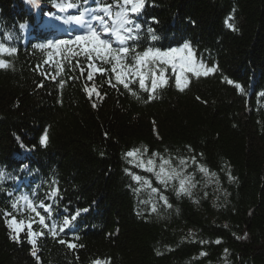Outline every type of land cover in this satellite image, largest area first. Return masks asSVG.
Masks as SVG:
<instances>
[{"label":"trees","instance_id":"trees-1","mask_svg":"<svg viewBox=\"0 0 264 264\" xmlns=\"http://www.w3.org/2000/svg\"><path fill=\"white\" fill-rule=\"evenodd\" d=\"M58 2L0 0V40L11 34L18 49L2 57L10 67L0 69V264H264V0H146L131 17L141 28L130 47L167 50L189 41L198 60L217 68L199 78L189 73L183 92L169 68L168 84L151 101L138 78L131 91L109 85L111 65L100 64L108 76L97 73L89 81L88 69L81 76L76 61L85 67L87 60L73 54L77 46L35 47L47 43L50 23L63 27L78 13L60 12ZM85 85H95L99 96L94 91L89 98ZM141 145L148 148L145 159L153 152L173 166L185 159V174L196 184L191 195H176V181L164 188L151 172L128 163L133 158L124 154ZM54 186L59 192L50 198ZM152 188L161 189L171 207ZM22 195L52 205L61 223L79 211L72 222L79 239L68 229L56 239L46 233L37 240L38 262L26 231L20 243L10 239L3 217ZM13 215L26 222L34 217L26 208Z\"/></svg>","mask_w":264,"mask_h":264},{"label":"snow or ice","instance_id":"snow-or-ice-1","mask_svg":"<svg viewBox=\"0 0 264 264\" xmlns=\"http://www.w3.org/2000/svg\"><path fill=\"white\" fill-rule=\"evenodd\" d=\"M30 2L36 4L38 0H30ZM83 3L87 4L88 0H83ZM95 3V8H84L79 14L69 15L64 19L65 24L75 26L73 31L77 34L71 39L48 41L46 44H38L35 47L43 50L45 48L59 49L62 45H76L79 51L73 54H82L87 60L85 67H81L80 62L76 61L75 67L79 69L81 76L84 75L86 69H88L87 80L89 81H92L97 73L101 76H108L109 69L101 67L100 64L111 65L112 75L108 77L109 85L115 88L117 84H120L125 89L131 91L129 85L136 82L138 78L139 87L149 93V101L156 98L154 93L158 88H163L168 84L169 76L166 75V72L169 68L175 76L176 87L181 92L188 87L189 73L199 78L214 73L217 70L215 65L209 67L203 60L197 59L195 51L189 41H185L179 47H173L167 50L149 47L143 52H137L135 46L130 47L128 42L138 39V33L141 28V25L135 23L131 17L139 14L143 10L146 0H112L111 3H105V0H95ZM54 6L62 13L67 12L69 9L79 7V5L69 2V0H60ZM153 21L155 22V18H153ZM20 27L24 28L25 25H20ZM230 27L232 26L230 25ZM233 30H235L234 27ZM148 32L152 34L151 39L153 41L158 39L152 28H148ZM12 39L11 34H5L4 39L0 40V69L10 67V62L2 57L16 55L18 52L16 47L10 45ZM114 44L117 46L114 47ZM129 56H131V64L126 62ZM50 62L51 54L45 59L44 63L49 64ZM39 67L40 65L37 66V68ZM63 71V65H58L56 75L58 76ZM50 78L55 80L56 76H51ZM70 78L75 79V77ZM149 78L151 79L150 88L146 85V81ZM113 79L116 81L115 84L112 83ZM225 80H227V77H225ZM227 82L229 84L233 83L231 80H227ZM64 83L65 81L63 80L59 82L61 88ZM40 86L42 87L43 85ZM236 87L243 92V88L240 85H236ZM85 91L88 93L89 98H91L92 93L96 91L95 85L92 88L85 85ZM96 94L99 96L98 91H96ZM132 94L135 95L134 92ZM93 107H95V104H93ZM47 141L48 136L47 131H45L40 142L42 145H46ZM147 152V146L141 145L140 147L127 151L124 155L126 158H133L128 160V163L133 164L134 167L151 172L164 188H167L172 181H176L178 183V187L175 189L176 195H191V189L196 187V184L193 182L191 173L185 174V168L187 167V161L185 159L181 158L179 165L173 166L171 158H166L156 152H153L151 157L145 159ZM199 155L202 156V154ZM157 157L159 158V164L156 162ZM191 160L193 163H196L195 156L191 157ZM198 170L205 176H209V170L206 166L198 165ZM125 172L132 175L134 181H143L144 184L151 187L150 181L131 173L129 169H125ZM3 175V172H0V178ZM210 176L215 177L216 173L212 172ZM229 179L235 178L229 173ZM52 183L53 185L56 184L55 181ZM151 190L153 193H159V199L163 201L165 206L171 207V204L168 203V199L163 195L161 189L152 188ZM58 192V186H54L48 196L50 198H56ZM21 201L23 204H21ZM25 208L34 214V217H30L27 222L24 219L18 220L17 216L13 215V212H24ZM11 209L13 210L12 212L3 210L5 224L10 231L9 238L20 243L21 234L26 231L28 243L32 245L31 254L36 257L38 262L37 240L44 238L46 233L56 239L68 229L72 232L74 240L79 239L78 236H75L73 231L75 226L72 223L80 214L79 211L71 215V217H64L61 223L58 218H53L52 205L46 204L44 201L36 203L28 195H22L13 200ZM38 209L42 210L44 214ZM156 210V206L153 205L152 211L155 212ZM84 211H87V209ZM34 223L39 225V230L33 228ZM57 242L73 250L78 247L72 240L58 239ZM215 242L217 244L220 243L219 240ZM202 243H206V241H202ZM79 247H82V245H79ZM225 251L227 252V250ZM200 255L203 256L206 253L201 252ZM93 264H104V262L96 260Z\"/></svg>","mask_w":264,"mask_h":264},{"label":"bare ground","instance_id":"bare-ground-1","mask_svg":"<svg viewBox=\"0 0 264 264\" xmlns=\"http://www.w3.org/2000/svg\"><path fill=\"white\" fill-rule=\"evenodd\" d=\"M83 1V0H82ZM92 2V0H88V3L87 4H90ZM52 33L56 34L55 31H52Z\"/></svg>","mask_w":264,"mask_h":264}]
</instances>
